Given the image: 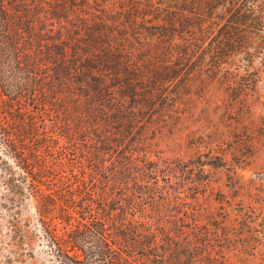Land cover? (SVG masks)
<instances>
[{
    "label": "trees",
    "instance_id": "trees-1",
    "mask_svg": "<svg viewBox=\"0 0 264 264\" xmlns=\"http://www.w3.org/2000/svg\"><path fill=\"white\" fill-rule=\"evenodd\" d=\"M40 5L0 0V254L27 243L30 209L52 264H174L178 233L210 244L187 208L141 207L167 191L131 172L135 148L169 85L250 53L264 0Z\"/></svg>",
    "mask_w": 264,
    "mask_h": 264
},
{
    "label": "rangeland",
    "instance_id": "rangeland-1",
    "mask_svg": "<svg viewBox=\"0 0 264 264\" xmlns=\"http://www.w3.org/2000/svg\"><path fill=\"white\" fill-rule=\"evenodd\" d=\"M42 2L27 0L37 14ZM251 47L220 72L200 71L169 85L160 98L168 104L135 148L131 172L167 191L156 192L155 202L142 197L141 207L162 203L167 215L187 208L184 224L210 230V244L190 251V235L178 233L174 264H264V33ZM32 212L21 218L30 240L16 253L4 250L0 264H52Z\"/></svg>",
    "mask_w": 264,
    "mask_h": 264
}]
</instances>
